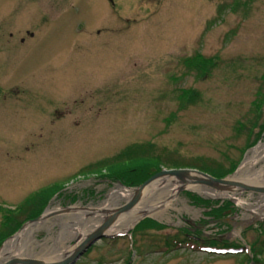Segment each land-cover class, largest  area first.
I'll return each mask as SVG.
<instances>
[{
	"label": "rangeland",
	"instance_id": "rangeland-1",
	"mask_svg": "<svg viewBox=\"0 0 264 264\" xmlns=\"http://www.w3.org/2000/svg\"><path fill=\"white\" fill-rule=\"evenodd\" d=\"M263 143L264 0H0V250L47 211L92 218L136 192L154 175L135 186L108 172L128 149L178 164L161 171L232 167L229 180ZM169 180L174 209L75 264H264V193L211 198L223 190ZM59 229L35 239L53 245Z\"/></svg>",
	"mask_w": 264,
	"mask_h": 264
},
{
	"label": "bare ground",
	"instance_id": "bare-ground-1",
	"mask_svg": "<svg viewBox=\"0 0 264 264\" xmlns=\"http://www.w3.org/2000/svg\"><path fill=\"white\" fill-rule=\"evenodd\" d=\"M264 143L255 148L249 156L246 157L243 165L235 176L229 179V181L240 184V185H253V186H264ZM259 165V167H256ZM194 178H199L197 175H192ZM186 186H184L185 188ZM190 190L196 192L200 191L199 188L193 186H187ZM177 188L172 186V181L162 180L155 181L150 186H148L142 193V203L139 204L135 209L131 210L128 214L123 217L118 218L115 223L111 225V229L108 231L109 236L114 234L125 233L129 228H131L137 221L144 217H157L160 216L159 211L161 209H174L173 200L177 195ZM223 192L220 194H209L211 198H230L228 194H241L243 191L240 187H228L222 189ZM135 195L134 193L126 192L123 194L116 193L111 196L108 200L107 205L102 209L90 211V213L96 215L92 218H70L66 219L64 217H54L57 216L54 211H47L45 217L41 221L35 224H30L26 226L20 233H18L14 238L9 240L0 250V264L5 263L11 258H35L44 262L48 261H60L62 260L67 252L71 253L72 248L63 247L62 243L64 241V236L73 232L77 229V236L75 239H84L89 234L93 233L104 223L107 217H109L111 212H114L120 206L118 202L120 199L127 198L131 199ZM263 199V198H262ZM75 210V209H74ZM73 210V211H74ZM91 214V215H92ZM104 216H103V215ZM101 215V217H98ZM53 219H59V222H55ZM72 219L75 222H71ZM57 224L59 226V235L53 241V245L41 244L35 239V234L41 230H46L48 232L52 231L53 226Z\"/></svg>",
	"mask_w": 264,
	"mask_h": 264
},
{
	"label": "water",
	"instance_id": "water-1",
	"mask_svg": "<svg viewBox=\"0 0 264 264\" xmlns=\"http://www.w3.org/2000/svg\"><path fill=\"white\" fill-rule=\"evenodd\" d=\"M32 36V35H31ZM192 175H197L199 178H194ZM164 179H176L184 185H201L204 187H208L210 189H225L230 187H240L243 191H249L253 193H264V189L249 186V185H240L233 183L227 179H216L212 178L207 174H204L195 170H163L157 174H155L152 178H150L147 182L138 187L135 192V195L130 199L128 203L123 206H120L114 212H111L109 217L106 218L104 223L95 230L93 233L89 234L82 242H80L76 248L67 255V257L60 262L52 263V264H75L95 243L100 241L101 238H107L110 236H106L104 233L111 227L113 223L124 213L131 210L142 197L143 191L148 187L151 183ZM41 219V218H40ZM39 220V219H38ZM37 220V221H38ZM3 264H43L42 262L32 261V260H20V259H11L6 261ZM45 264V263H44ZM51 264V263H50Z\"/></svg>",
	"mask_w": 264,
	"mask_h": 264
},
{
	"label": "trees",
	"instance_id": "trees-1",
	"mask_svg": "<svg viewBox=\"0 0 264 264\" xmlns=\"http://www.w3.org/2000/svg\"><path fill=\"white\" fill-rule=\"evenodd\" d=\"M133 153L134 152H131V149L122 152L121 154H119L116 160L117 165L109 167L108 172H110L109 174L110 176H112L113 180H117V181L122 180L124 183H129L138 186L139 184H142L151 176L159 173L163 168H171V167L175 168L178 166V164L172 161L166 154L163 153V151L158 152L156 150L153 151V149L152 151L139 149V151L136 152V154L133 155ZM191 168H194L199 172L207 174L210 177L216 179H222L223 177L231 173L232 172L231 169H233L231 167L226 172V170L222 168L219 167L213 168L208 164H194L191 166ZM6 222H8V224L5 225L3 224V226H5V228L6 226L9 228L10 225L9 223H11V221L6 220ZM18 225L19 224L16 223V226L14 225L11 226L8 229V231L10 230L11 232V230H13L14 228L16 229ZM8 235L7 233L2 234V232H0V244L4 241V238L7 237Z\"/></svg>",
	"mask_w": 264,
	"mask_h": 264
},
{
	"label": "flooded vegetation",
	"instance_id": "flooded-vegetation-1",
	"mask_svg": "<svg viewBox=\"0 0 264 264\" xmlns=\"http://www.w3.org/2000/svg\"><path fill=\"white\" fill-rule=\"evenodd\" d=\"M140 222H161V221H159V220H149V219H144V220H142V221H140ZM164 222V221H163ZM183 222H192V221H190V220H184Z\"/></svg>",
	"mask_w": 264,
	"mask_h": 264
}]
</instances>
